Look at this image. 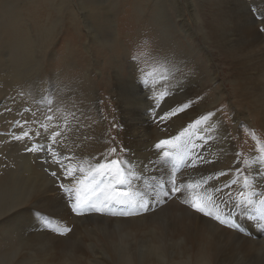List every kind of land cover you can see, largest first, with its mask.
<instances>
[{
    "label": "rangeland",
    "instance_id": "obj_1",
    "mask_svg": "<svg viewBox=\"0 0 264 264\" xmlns=\"http://www.w3.org/2000/svg\"><path fill=\"white\" fill-rule=\"evenodd\" d=\"M240 1L0 0V215L12 207L11 196L17 206L23 192L24 200L35 202L31 212L52 218L53 226L59 221L61 227L72 228L61 237L40 228L37 220L28 230L24 225L29 217L14 212L0 220V264H39L44 257L45 264H169L178 249L174 233L192 222H200L204 235L216 242L214 253L235 248L264 264V244H247L178 200L137 217L77 216L60 189L61 183L74 187L75 181L70 184L58 173L60 178L53 182L43 170L49 167L42 163L47 152L36 159L24 151L34 143H50L40 128V122L48 121L33 103L41 93L59 90L58 110L49 113L56 117L52 124L63 125L72 103L84 113L79 122L72 121L75 131L69 133L67 148L53 145L62 155L74 157L73 164L124 159L138 110L149 111L144 132L156 133L157 141L177 135L211 111L216 113V130L192 137L197 145L193 153L208 163L182 173L185 180L211 176L209 185L231 183L238 176L236 167H243L242 159L257 154L258 144H264V41L252 44L256 32L264 37V0ZM142 72L155 80L168 73L171 94L160 108L142 82ZM184 104L189 107L183 112L160 121L166 111ZM23 131L33 138L12 139ZM36 131L42 135L35 136ZM200 136L211 138L205 143ZM112 147L118 157L109 155ZM158 169L149 165L145 172L144 166L142 178L165 177L167 171ZM55 170L57 166L49 168ZM31 189L34 196L43 192L39 200ZM247 222H242L246 231ZM52 253L56 258L50 259Z\"/></svg>",
    "mask_w": 264,
    "mask_h": 264
},
{
    "label": "snow or ice",
    "instance_id": "obj_2",
    "mask_svg": "<svg viewBox=\"0 0 264 264\" xmlns=\"http://www.w3.org/2000/svg\"><path fill=\"white\" fill-rule=\"evenodd\" d=\"M173 67L176 66L173 65ZM177 71L179 72L178 68ZM145 75L142 72V82L149 85L153 92L151 99L155 102V107L160 108L161 101L171 94L170 77L167 72L162 74L159 80H155L150 74V78H145ZM157 88L162 90L157 93ZM58 99L59 90L46 95L41 93L39 98L33 97L37 111H40L44 120L48 121L47 124L40 122V128L43 129V133L48 134L45 139L50 143H34L32 146H26L24 151L34 154L36 159H39V153L47 152L48 156L42 163L49 167H45L43 170L53 178V182L60 178L58 173L70 181H75L74 187H66L61 183L60 189L67 196L71 210L77 216L98 213L111 217H137L156 211L157 208L166 205L170 200H178L193 213L238 235L245 237L250 235L238 222L239 216L245 217L259 231L264 232V187H261L260 181L257 180L258 176L264 177V144H258L257 154L242 159L243 167L238 166L235 169L238 174L237 178L232 179L231 183H225L223 188L209 185V181L213 179L211 176L201 177L199 180L183 178L182 170H187L189 167L196 170L198 164L208 163L202 155L193 153L192 150L197 145L192 142V137L196 132L216 130L218 126L213 123L215 112L210 111L201 115L177 135L160 139L154 145L157 150L155 158L150 159L148 165H145V172L149 170V165L164 166L168 169L167 177L142 178L139 166L133 165L132 161L127 158H105L103 162L95 164L88 161L73 164L71 160L74 157L62 155L60 151H57L53 145L59 146L61 149L67 148L65 142L70 138L69 133L75 131L72 121L79 122L84 117L80 108L72 103L66 109L67 115L63 125L52 124L51 122L56 117L49 113L58 110L59 106L56 104ZM188 107V104H184L182 107L166 111L159 119L160 121L168 120ZM6 111H10V109H6ZM28 111L31 110L25 109V112ZM32 115L35 116L36 113L32 112ZM25 122L27 123V121ZM16 124L17 127H23L18 121ZM41 135L40 131L35 132V136ZM32 138L28 131H23L22 135H13L12 137L13 140L21 142ZM210 138V136L199 137L205 143ZM113 154L119 156L116 147L109 150V155ZM65 160H68L69 163L65 164ZM52 166H57V170L49 172V168ZM78 172L82 174L79 178L76 176ZM218 175L224 176L225 173L220 172ZM233 186H236L234 191L231 190ZM224 189H230V191L225 192ZM37 219L43 230L58 236L64 237L72 232L71 227H61L62 222L59 221L53 226V219L50 217L38 214Z\"/></svg>",
    "mask_w": 264,
    "mask_h": 264
},
{
    "label": "bare ground",
    "instance_id": "obj_3",
    "mask_svg": "<svg viewBox=\"0 0 264 264\" xmlns=\"http://www.w3.org/2000/svg\"><path fill=\"white\" fill-rule=\"evenodd\" d=\"M241 2H243V1L242 0L240 1V5H241ZM256 33H257V36H256L257 39L254 40L252 43L255 46L259 45L262 41H264V37L261 35L260 31H258ZM147 112H149V111L138 110L135 112L134 120H138V122L134 123L133 125H130V129L132 131H130L131 134H128L130 137V138H128V142H127L128 148L127 149L125 148L127 150V154H126L125 158L131 160L132 164L138 165L139 171H141L145 165H148V162L150 159L155 158V154H156L157 150L154 148V145L158 142L157 140L160 137V136L158 137V135L156 133H153V134L145 133L146 131L144 129L145 128L144 125L148 126V124H149V122H148L149 120L147 121L146 116H145V114ZM131 117H133V115H131ZM145 122H148V124H146ZM161 136H163V135H161ZM234 159L235 158H233V160ZM236 161H237V159H236ZM236 165L238 166L240 164L236 163ZM158 168H159L158 171L160 170L161 172L168 171V169L164 166H161ZM166 177H167V174H166L165 178ZM183 178L185 179L184 176H183ZM231 178H233V177H231ZM257 180L260 181L261 187H264V177L258 176ZM72 181H74V180L69 181V183L71 184ZM223 181L221 183H223ZM226 182H228V181H226ZM218 185L221 186L220 184H218ZM32 186H34V185L32 184ZM65 186L68 187L67 185H65ZM32 188H33V190L35 189L34 187H32ZM221 188H223V187H221ZM33 190L31 189V192H32L31 195L33 196L34 200L37 201V200H39V198L43 192L41 191L38 196H34ZM56 190L57 189H55V191ZM58 190H60V189H58ZM55 191H54V194L55 193L58 194V192H55ZM225 191L227 192V190H225ZM0 192L3 194L4 188H0ZM52 192H50V193H52ZM61 193H63V192H61ZM57 194H55V195H57ZM43 195H45V193ZM16 196H18V195H16ZM20 196L22 197V201L16 207H14V205H13L14 198L11 196L12 207L7 211L6 215H4V216L0 215V218H1L0 220L7 219V218L13 216L14 212H22L24 216L29 217L28 221L24 225V228L28 227L27 229L29 230V228L33 224H35V222L38 220L37 217H38V214H40V213H38L36 211L31 212L32 206L35 202L24 200L23 192L20 193ZM40 215H44V214H40ZM44 216H46V215H44ZM238 218H239L238 222L246 229L247 226L243 225L242 222L247 220V219L243 216H239ZM242 218H243V220H242ZM248 223L250 224V229L247 232L250 235L247 237H245L243 235H238L237 233H235L231 230H229V231H231L235 237L241 238L245 242L247 241V244H250L253 246H259L260 244H264V232L259 231L252 222L249 221V222H247V224ZM172 239H173L174 243H176L175 245H178V249H176L173 253H171L169 264H248L247 262H251V264H256L243 251H241V250L237 251L235 248L228 249V250L222 248L219 251H216V253H214L213 247L216 244V242L213 239L207 238L204 235L203 231L201 230L200 222H192L191 225H189L188 227H184V228L179 229L178 231H176V233H174ZM160 240L161 239L158 238L159 242H160ZM162 246H164V245L162 244ZM78 251H79V249H78ZM101 252H103V251H101ZM78 254H79L78 256L81 257L82 254H80L79 252H78ZM83 254H85V253H83ZM74 256H75V253H74ZM49 257H50V259H54V258H56V254L52 253ZM82 257H83V255H82ZM47 258H45V257L42 258V260L39 262V264L47 263L48 262ZM125 259H127V256H125ZM20 263H21L20 261H16V264H20ZM128 264H130V263H128Z\"/></svg>",
    "mask_w": 264,
    "mask_h": 264
}]
</instances>
